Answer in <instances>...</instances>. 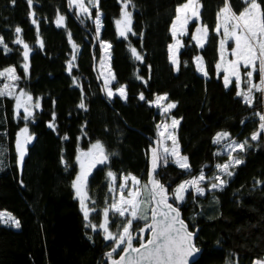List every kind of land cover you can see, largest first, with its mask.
<instances>
[{"label":"trees","instance_id":"trees-1","mask_svg":"<svg viewBox=\"0 0 264 264\" xmlns=\"http://www.w3.org/2000/svg\"><path fill=\"white\" fill-rule=\"evenodd\" d=\"M184 2L132 0L131 26L136 35L128 33L124 39L118 36L115 23L120 16V0H99L103 26L98 40L112 45L108 49L110 87L117 90L124 86V100L117 94L109 98L97 71L100 48L92 21L96 9L91 10L92 19L82 23L68 0H33L31 7L27 0H15V4L0 0V37L12 50L5 53L0 47V69L15 68L21 77L19 87L40 103L26 121L33 140L27 145L21 167L15 137L23 124L13 116V99L0 100V144L6 148L0 156V210L11 213L21 224L17 229L0 223V264H108L105 254L112 242L105 241L100 230L84 227L86 221L71 187L78 173L76 156L97 141L108 153H116L108 164L97 165L88 178V194L95 204L91 200L87 203L96 209L89 219L99 225L103 209L117 194L109 192L108 171L116 174L117 187L124 175L146 181L150 148L157 136V114L150 104L161 94H167V101L177 105L169 114L180 120L175 135L181 154L191 165L190 172L171 162L160 167L157 179L169 194L201 170L208 178L212 166L223 161L217 144L212 143L217 133L226 131L230 134L227 141L248 140L251 145L246 152H238L244 163L232 168L235 174L226 178L228 183L222 191L206 189L204 196L189 191L178 205L189 230L197 231L201 264L264 260V133L251 140L253 132L259 130L256 113H264V103L255 92L254 105L248 107L235 95V85L225 89L222 74L217 76L219 36L214 29L224 0H201L199 22L209 29L208 42L203 49L195 45L191 39L195 25L190 22L178 51L180 69L175 70L168 46L175 9ZM230 3L237 13L243 9V0ZM260 3L264 6V0ZM58 15L65 17L62 27L56 25ZM16 27L22 29L20 36L30 47L27 75L21 65L20 47L14 43ZM73 43L79 51L69 74ZM130 45L143 62L132 56ZM197 55L203 57L207 78L197 71ZM141 93L145 100H140ZM82 97L87 111L78 107ZM49 123H54L55 131ZM110 227L113 232L118 230L115 225ZM137 231L134 225L133 234ZM136 236L134 245L139 244V234Z\"/></svg>","mask_w":264,"mask_h":264},{"label":"snow or ice","instance_id":"snow-or-ice-1","mask_svg":"<svg viewBox=\"0 0 264 264\" xmlns=\"http://www.w3.org/2000/svg\"><path fill=\"white\" fill-rule=\"evenodd\" d=\"M120 2L121 14L120 18L115 21L116 29L119 37L127 39L128 33L136 35L131 26L132 12L129 11V6L131 5L134 8L135 5L132 4V0H120ZM12 3L15 4V0H12ZM27 3L31 7L33 0H27ZM68 4L70 8L74 7L77 10L78 19L80 17L92 19L90 9H96L94 23L96 38L99 39L103 26L99 0H68ZM243 5V9L237 14L233 10L230 0H224L223 7L217 12V23L214 31L217 36H221V29H223V35L219 40L220 60L215 65V68L218 78L220 71L224 73L223 84L225 89H228L232 85L234 79L235 95L241 97L245 105L253 107L255 101L254 91L261 94V102L264 103V6H262L260 0H243ZM202 7L201 0H186L185 3L177 6L175 9L176 15L171 26V35L175 43L170 44L168 47L170 53L169 60L176 71L180 69L177 53L179 48L183 46L181 41L177 39V35H187V26L193 19L200 21ZM32 15L34 16L35 14L33 13ZM64 21L65 17L58 15L56 19L57 27H62ZM81 22L83 23V20ZM32 23L36 24L37 21L33 19ZM21 32L22 29L20 27L15 28L17 38L14 43L23 47V59L25 61L23 68L25 75H27L29 71L27 61L29 60L30 48L21 38ZM191 39L196 42L199 48L203 49L209 39L207 25L197 26L195 34L191 36ZM69 40L71 42L70 33ZM229 41H233L235 45L230 52V55L233 57L231 60L226 58V45ZM100 46L105 52L112 47L110 43L103 41ZM0 47H3L5 53L12 51L4 43L3 37H0ZM41 47H43L42 42ZM72 47L73 58L68 65L69 74H71V69L74 66L73 62L76 59V53L79 51L78 46L74 43ZM129 48L132 56L136 60L143 62V57L137 50L132 48L131 45ZM195 62L197 71L207 78L208 73L204 66L203 57L197 55ZM101 63L103 66V60ZM184 63L186 66L187 62L185 61ZM241 68L246 70L243 73V78ZM254 74H258L259 76L258 83L254 82ZM0 78L8 81L3 84V87H0V100L5 97L13 99L16 117L28 121L33 117L32 109L40 108L39 101L33 103L32 96L23 90L17 93L15 82L19 81L21 77L16 74L15 68L9 67L0 71ZM137 78L142 79L141 77ZM112 79H115L114 75ZM109 83L110 81L105 78L104 90L107 92L109 98H111L113 92L109 87ZM242 85H246L247 87L244 88ZM76 86L79 87V84ZM118 92L121 99H127L124 86L119 87ZM139 98L140 100H145L144 94L141 93ZM166 100H168L167 94L157 96L150 106L154 105L160 108L161 114L169 113L177 105L175 102L163 104ZM78 107L87 111L83 97ZM21 109L23 110L22 117H20ZM256 115L259 118V130L253 132L251 135V140L253 141L258 140L261 134L264 133V113L257 112ZM54 119L55 114H53ZM179 124V119L172 118L170 125L165 123L156 126L157 135L161 139L156 142L155 147L150 148V171L147 182L142 183L139 178L129 174L122 178L119 189H117L115 183L117 179L116 174L108 171L109 192L119 191V197L118 199L114 197L112 202L103 209V222L99 225L92 223L89 219L90 213L95 212L96 209L89 208L86 203L91 200L95 204V200L88 194V178L97 165L108 164L110 156H114L116 153H108L105 146L100 141H97L91 144L87 151L80 150L76 156L79 172L75 176L71 187L74 190L75 197L79 200L83 218L86 221L84 227L91 228L93 232L101 230L104 240L112 242L111 250L105 254L110 264H201V261L197 258L201 250L195 242L196 232L189 230L188 224L181 218V211L178 205L185 201V194L189 192V189H192L198 196L206 194V189L202 186L206 180L203 171L201 170L198 177L180 183L173 190L171 196L166 186L157 179V169L161 166V162H163V166H167L171 162L185 172L191 171L188 157L181 154L179 141L175 135L174 130ZM48 126L55 131L54 123H49ZM162 127L164 131L161 130ZM169 129L172 130L169 131ZM165 132H167L166 136ZM229 138L230 134L222 131L216 134L212 143L222 145L224 150L228 152V162L217 164L216 168L219 172L231 178L235 173L229 171V168L244 163L242 156H233L232 152H246L251 145L248 143V140L242 143L231 140L229 144H224L223 142L229 140ZM64 139L67 140L68 137L65 136ZM32 140L33 137L29 134L27 126L17 135L15 147L17 163L21 167L27 154V145ZM166 140H171V146L167 145ZM5 152L6 148L0 144V156H3ZM214 180L218 181V183L212 182L207 191H222L228 183L227 180L222 179L219 175H216ZM129 181H131V184H129ZM125 189H127L126 192ZM170 199L173 203L169 202ZM116 220H119L118 224L115 223ZM141 221L144 222L142 225L138 223ZM0 223L17 229L21 227L20 221L6 211H0ZM112 225H115L118 229L116 232L111 230L110 226ZM134 225L139 231V246H135L133 243L137 239V236L133 234ZM145 233H148L147 239H145ZM117 253H119L118 259L114 257V254ZM255 264H264V260H257Z\"/></svg>","mask_w":264,"mask_h":264},{"label":"rangeland","instance_id":"rangeland-1","mask_svg":"<svg viewBox=\"0 0 264 264\" xmlns=\"http://www.w3.org/2000/svg\"><path fill=\"white\" fill-rule=\"evenodd\" d=\"M185 3V2H184ZM120 7H121V2H120ZM70 8V7H69ZM72 10H74V12H75V15H76V17H78V12H77V10L73 7V8H71ZM92 9H95V8H91L90 9V12H91V10ZM129 11H131V8H130V6H129ZM120 14H121V8H120ZM238 14V13H237ZM119 18H120V16H119ZM118 18V19H119ZM79 19H81V20H83V21H85V20H88L87 18H85V17H80ZM175 19V18H174ZM174 19H173V21H174ZM93 21V23H94V19L92 20ZM191 22H193V24L195 25V27H194V29H193V31H192V35L193 34H195V29H196V27L197 26H199V25H202L199 21H196L195 19H193ZM173 23V22H172ZM216 23H217V18H216ZM94 25H95V23H94ZM189 25V24H188ZM187 28H188V26H187ZM191 35V36H192ZM222 35H223V29H221V36H219V40L221 39V37H222ZM182 37H184V36H180L179 34L177 35V39H179L180 41H181V44H182ZM103 40H98L97 39V43H98V45H99V48H100V54H99V57H98V61H97V71H98V74H99V77H100V79H101V81H102V85H103V89H104V84H105V78H107L110 82H111V73H110V70H109V65H108V58H109V52L107 51V52H105L102 48H101V42H102ZM193 41V40H192ZM103 42H106V41H103ZM194 43H195V45H196V42L195 41H193ZM175 43V41L173 40V37H172V41H171V43L170 44H174ZM197 46V45H196ZM235 45H234V42L233 41H229L228 42V44L226 45V58L227 59H229V60H231V59H233V57L230 55V52H231V49L234 47ZM19 47H20V52H21V55H22V62H21V65H22V67H23V65H24V63H25V61H24V59H23V47H22V45H19ZM198 47V46H197ZM30 48V47H29ZM180 49V48H179ZM179 51V50H178ZM170 55V54H169ZM177 56H178V53H177ZM102 60H103V66H102ZM219 60H220V56H219V41H218V60H217V62H216V64L219 62ZM72 61V59H70L69 60V62H71ZM28 63V62H27ZM69 65V64H68ZM9 67H11V68H13L12 66H7V67H5V68H2V69H0V71H3L4 69H6V68H9ZM24 69V68H23ZM217 71V70H216ZM246 70L245 69H243V68H241V74H242V78H243V73L245 72ZM201 73V72H200ZM220 73L222 74V81H223V76H224V73H223V71H220ZM258 81H259V76H258V74H254V82H257L258 83ZM8 81L6 80V79H4V78H0V87H3V84L4 83H7ZM15 84H16V91H17V93H19L21 90H23L22 88H20L19 87V84H18V81L17 82H15ZM233 84L235 85V83H234V79H233ZM109 87H110V83H109ZM242 87H244V88H246L247 86L246 85H242ZM110 89H111V87H110ZM112 90V89H111ZM24 91V90H23ZM105 91V90H104ZM25 92V91H24ZM106 92V91H105ZM112 92H113V94H117V95H119V92H118V89L117 90H112ZM258 93V92H257ZM106 94H107V92H106ZM254 94H255V91H254ZM260 94V93H259ZM157 96H163L162 94L161 95H157ZM157 96H155V98L152 100V102L153 101H155V99H156V97ZM260 96H261V94H260ZM242 99V98H241ZM36 102V100H34L33 99V103H35ZM169 101H164L163 102V104H167ZM13 116H14V118L15 119H21V121H22V124L23 125H21V127L17 130V132H16V137H15V144H16V139H17V135L20 133V131L25 127V126H27V124H26V121L25 120H23L22 118H17L16 117V115H15V102H14V100H13ZM153 107H154V109H155V111H156V114H157V120H156V125L155 126H157L158 124H160V125H163V124H171V119L173 118V117H171L170 116V114L169 113H166V114H161V109L160 108H157V107H155L154 105H153ZM34 110H35V108H33L32 109V111H33V113H34ZM23 116V110L21 109V111H20V117H22ZM31 119V118H30ZM29 119V120H30ZM28 127V126H27ZM161 130L162 131H164V129H163V127L161 128ZM172 129H169V131H171ZM175 131V130H174ZM156 135H157V127H156ZM167 135V132H165V136ZM159 139H161L160 137H158V135L156 136V140H155V143L159 140ZM231 141H226V142H223L224 144H229ZM95 143V142H94ZM166 143H167V145L168 146H171V140H166ZM91 144H93V143H91ZM91 144L88 146V148L91 146ZM152 147H154V145L152 146ZM88 148L87 149H84V151H87L88 150ZM15 150H16V147H15ZM80 151V150H79ZM78 151V152H79ZM17 153V152H16ZM217 153H219L218 155H220V156H222L224 159H223V161L221 162V163H218V164H225V163H227L228 162V152L227 151H225L224 150V148L222 147V145H217ZM78 155V154H77ZM150 155H151V153H150ZM232 155L233 156H237L238 155V152H232ZM77 163V162H76ZM174 164V163H173ZM163 165V162H161V166ZM216 165L217 164H215L214 166H212V174L207 178L206 176V180H205V182H203V184H202V186L203 187H205V189H208V188H210V185H211V183L212 182H216V183H218V181H215L214 180V177L216 176V175H219L222 179H224V180H226V178H228L226 175H224V173H222V172H219L218 170H217V168H216ZM160 166V167H161ZM77 167H78V172H79V165L77 164ZM160 167H159V169H160ZM232 168H234V167H230L229 168V171H231L232 170ZM159 169H158V171H159ZM157 171V172H158ZM204 173V172H203ZM78 174V173H77ZM205 175V174H204ZM124 176H127V175H124ZM124 176H122L121 177V179H120V182H119V185L121 184V182H122V178L124 177ZM199 175H197V176H195V177H198ZM195 177H191V178H189V179H192V178H195ZM188 179V180H189ZM186 181V180H185ZM184 182V181H183ZM183 182H181V183H183ZM129 184H131V181H129ZM119 185H118V187H117V189H119ZM178 186V185H177ZM176 186V187H177ZM127 191V189H125V192ZM189 191L191 192V193H193L194 195H195V193H194V191L192 190V189H189ZM117 194H116V196H115V198H117L118 199V197H119V191H117L116 192ZM170 196H171V194H169ZM74 196H75V193H74ZM76 198V197H75ZM77 199V198H76ZM77 202H78V205H79V208H80V211H81V206H80V203H79V200L77 199ZM87 203V202H86ZM88 204V203H87ZM0 211H4V210H0ZM7 212V211H6ZM9 213V212H8ZM81 213H82V211H81ZM111 214V213H110ZM82 215H83V213H82ZM103 222V215H102V217H101V222L100 223H102ZM3 224V223H2ZM15 228V227H14ZM101 231V230H100ZM135 245H137V244H135ZM110 251V250H109ZM118 255H119V253H118ZM116 258V257H115ZM255 261H257V260H254L253 262H252V264H255Z\"/></svg>","mask_w":264,"mask_h":264},{"label":"water","instance_id":"water-1","mask_svg":"<svg viewBox=\"0 0 264 264\" xmlns=\"http://www.w3.org/2000/svg\"><path fill=\"white\" fill-rule=\"evenodd\" d=\"M153 145H154V147L156 146V143L154 142L153 143ZM151 156V155H150ZM159 169V168H158ZM158 169H157V171H158ZM149 171H150V157H149V159H148V170H147V176H146V181L145 182H147L148 181V173H149ZM170 203H173V201L170 199V201H169ZM181 218H182V215H181ZM194 232H196V235H197V231L195 230ZM136 234H139V231H137L136 233H135V235ZM145 235V239H147L148 238V233H145L144 234ZM140 242V241H139ZM135 246H139V244L138 245H135ZM200 254V253H199ZM199 254H198V256H199ZM119 256V255H118ZM118 256L116 257V259H118ZM198 258V257H197ZM108 264H110V262H108Z\"/></svg>","mask_w":264,"mask_h":264},{"label":"crops","instance_id":"crops-1","mask_svg":"<svg viewBox=\"0 0 264 264\" xmlns=\"http://www.w3.org/2000/svg\"><path fill=\"white\" fill-rule=\"evenodd\" d=\"M169 45H170V44H169ZM168 54H170V53H169V47H168Z\"/></svg>","mask_w":264,"mask_h":264}]
</instances>
